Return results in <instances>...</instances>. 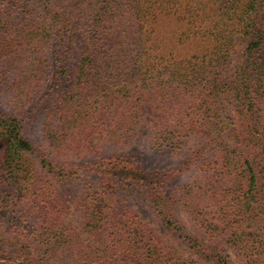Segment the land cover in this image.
I'll list each match as a JSON object with an SVG mask.
<instances>
[{
  "label": "trees",
  "instance_id": "16d2710c",
  "mask_svg": "<svg viewBox=\"0 0 264 264\" xmlns=\"http://www.w3.org/2000/svg\"><path fill=\"white\" fill-rule=\"evenodd\" d=\"M75 51L74 86L50 100L40 151L25 118L0 112V215L32 218L0 220V264H264V0H0V91L49 97ZM145 116L152 150L189 157L108 152ZM54 180L76 188L79 229L62 220Z\"/></svg>",
  "mask_w": 264,
  "mask_h": 264
},
{
  "label": "rangeland",
  "instance_id": "374dc122",
  "mask_svg": "<svg viewBox=\"0 0 264 264\" xmlns=\"http://www.w3.org/2000/svg\"><path fill=\"white\" fill-rule=\"evenodd\" d=\"M80 46L85 47L82 43L80 44ZM244 47L245 45L243 44L237 45L236 52L232 55L230 60L231 67L239 60ZM76 57H77V52L75 51L70 62L71 65L70 79L62 82L59 87L55 88L53 91H50L49 97H46L41 100V97L47 92V91H43L41 94H38L33 100L26 103L23 102L20 103L19 102L21 100L20 96H16L15 94L18 92H22L23 91L22 88L18 87L16 90H13L11 92H9L8 90L5 91L4 89L0 91V112L6 114H12L13 116H17L19 118H25L23 122L24 135L30 142H32L34 147L39 151H40V146L42 145L44 140L42 133L44 112L49 107L50 100L52 99L54 94L70 91L73 88L75 83V76L77 74ZM25 74L26 73H23V75ZM14 77L16 76L14 75ZM14 97L17 100H15ZM150 126H151L150 117L145 116L144 120L141 122L139 126V131L137 136H135L131 141H129L125 145V147L118 149H108V152H110L111 154H120V155L141 154V156L147 158L151 162H157V164L167 163L171 165L179 164L189 157L191 149H185L182 152L180 153L178 152V154L175 155L163 154L157 152L156 150H152L149 145ZM190 144H193V142L190 141ZM7 147L8 144L6 139L4 137H0V169L5 165V161L7 157ZM26 157L28 158L30 157L35 162L37 161L35 160V156L33 154L29 156V154L27 153ZM193 169L192 170L190 169L181 175V182L191 181L192 177L195 174V168ZM54 187L57 190L58 198L63 199L65 204L64 205L65 208L61 214L62 220L69 227L79 229L83 224V219L79 209L77 208V203L76 204L73 203L74 201L77 202L78 200V197L75 194L78 193L75 190L76 188L71 186L66 187L62 184H58L55 180H54ZM24 193L25 192H23L22 195H24ZM129 207L130 210H132L135 214H137L140 217V220L143 223L151 225V227L157 230V234L159 236L163 237L167 242H171V243L174 242V244L181 251L180 244L175 242L174 238L162 228L159 219L155 216V214L151 210L143 207L135 199H132L129 202ZM32 216L36 217V215H32ZM180 217L182 220H185V217L182 213L180 214ZM0 220H32V218L25 216L21 208L18 207L15 209L13 215H10L5 218H3L2 215H0ZM16 222L17 224L21 223V221H16ZM14 230L16 231V227L14 228ZM19 233H22V228L19 229ZM8 259L12 260L9 257ZM1 262H5L4 259H2Z\"/></svg>",
  "mask_w": 264,
  "mask_h": 264
}]
</instances>
